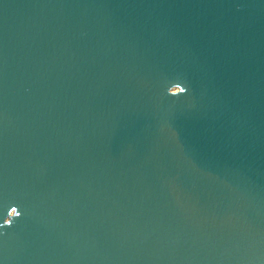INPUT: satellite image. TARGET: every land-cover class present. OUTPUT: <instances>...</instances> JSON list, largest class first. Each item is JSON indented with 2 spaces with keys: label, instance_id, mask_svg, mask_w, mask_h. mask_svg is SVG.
<instances>
[{
  "label": "water",
  "instance_id": "95a60500",
  "mask_svg": "<svg viewBox=\"0 0 264 264\" xmlns=\"http://www.w3.org/2000/svg\"><path fill=\"white\" fill-rule=\"evenodd\" d=\"M2 264H264V0H0Z\"/></svg>",
  "mask_w": 264,
  "mask_h": 264
},
{
  "label": "snow or ice",
  "instance_id": "6c2138e0",
  "mask_svg": "<svg viewBox=\"0 0 264 264\" xmlns=\"http://www.w3.org/2000/svg\"><path fill=\"white\" fill-rule=\"evenodd\" d=\"M0 264H2V262H0Z\"/></svg>",
  "mask_w": 264,
  "mask_h": 264
}]
</instances>
